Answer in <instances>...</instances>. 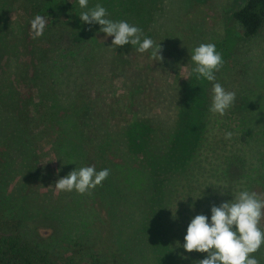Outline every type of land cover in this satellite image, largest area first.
I'll list each match as a JSON object with an SVG mask.
<instances>
[{
    "label": "trees",
    "instance_id": "1",
    "mask_svg": "<svg viewBox=\"0 0 264 264\" xmlns=\"http://www.w3.org/2000/svg\"><path fill=\"white\" fill-rule=\"evenodd\" d=\"M28 1L32 19L41 15L47 25L61 22L68 27L59 39L42 44L43 58L28 79L42 93L43 102L30 113L25 98L21 104L14 93L0 95L2 104L12 109L0 115L6 122L2 129L26 139L27 149L13 146L29 159L24 184L0 188V264H198L207 253H189L182 247L191 219L204 214L210 222L211 207L241 190L264 195V101L247 84V74L238 68L229 75L234 82L242 78L232 90L234 105L221 116L210 111L213 84L224 80L219 71L213 82L188 73L173 92L165 76L174 69L176 77L183 78L182 68L189 60L155 62L151 49L139 53L131 44L116 47L111 36V54L99 62L96 41L104 34L99 24L81 21L79 15L87 9H81L78 0ZM141 1L143 17L105 6L107 18L140 27L142 39L162 45L165 54L164 41L152 32L162 15L149 11L151 0ZM95 5L88 0V9ZM231 18L244 38L255 35L264 26V0H245ZM233 25L215 44L224 62L236 42ZM94 67L105 74L118 72L132 104L116 100L112 106L120 114L136 111L134 121L117 128L107 121L109 104L95 98L99 90L91 93ZM110 82L99 79L95 84L111 86ZM150 94L154 109L143 101ZM45 118L58 129L54 147L64 167L57 178L81 167L107 168L110 175L102 186L90 194L73 190L56 195L46 187L50 176L35 167V140L26 131L28 123H43ZM227 132L232 133L230 139L225 138ZM26 215L37 218L43 232L53 233L51 242L22 234ZM80 225L95 234L81 236L85 231L78 232ZM260 226L264 228V219ZM254 255L264 264V246Z\"/></svg>",
    "mask_w": 264,
    "mask_h": 264
},
{
    "label": "rangeland",
    "instance_id": "2",
    "mask_svg": "<svg viewBox=\"0 0 264 264\" xmlns=\"http://www.w3.org/2000/svg\"><path fill=\"white\" fill-rule=\"evenodd\" d=\"M97 4L104 8L119 10L123 14L133 16L140 15L143 17L146 14V9L142 5L141 0H94ZM245 0H151L149 11L152 14L161 16L153 25L152 32H156L157 39L164 41L167 47L165 54L160 53L167 62L173 61L174 57L186 59L190 61L189 66L182 68L183 78H177L175 70L172 69L164 81H167V86L175 92L188 73H192L195 67L191 60V55L195 47L201 43H221L226 38L227 29L234 24L233 35L236 39L233 52L229 58L223 63L219 70V74L224 80H218L227 91H232L242 77L235 82L233 76H229L238 68L243 69V74H247V84L254 90L256 96L264 101V26L258 32L248 38L241 35V27L237 21H233L231 13L244 3ZM123 3V5L121 4ZM32 10V11H31ZM33 9L28 0H0V95L14 93L19 103L24 104L23 98L26 99L30 113L33 112V107L43 102L41 94L35 86L29 83L28 79L32 74V68L38 64L43 58L42 44L47 45L48 42H53L59 39L68 26L61 22L48 24L42 36L33 38L30 22ZM165 15V19H164ZM123 17V15H122ZM64 17H60L61 19ZM103 33V32H101ZM97 41V55L101 57L98 61L101 62L105 55H110L111 50L108 47V41H111V36L103 33ZM69 39V37H68ZM68 39L66 42H68ZM93 41L96 40V37ZM114 37L112 38V40ZM96 45V44H95ZM162 48V45H161ZM164 49V48H163ZM154 60V59H153ZM156 62V60H154ZM176 60L172 63H175ZM166 63V62H164ZM155 64V63H154ZM98 67V66H97ZM91 78V93L94 96L96 90H99L97 99L103 100L109 106L105 109V116L110 124L115 128L122 124L134 121L138 115L136 111H129L120 114L114 111L112 104L117 100L130 101V94L125 92V87L122 78L118 72H98V68L94 67ZM92 72V71H91ZM152 76V74H151ZM227 77L229 80L227 81ZM99 79H110L111 86L103 85L97 87L95 82ZM232 79V80H231ZM163 86V84H162ZM166 86V87H167ZM2 94V95H3ZM30 95L32 98L30 100ZM112 98L113 101H110ZM145 105L154 109L152 95L143 98ZM132 101L129 102L131 107ZM12 109L5 107L0 101V115L3 117L5 110ZM114 111V112H113ZM113 114L116 115L115 118ZM70 118L72 120V115ZM1 119V118H0ZM46 122L35 124L28 123L27 130H30V136L35 140L36 158L35 167L41 170L44 175L50 176L49 189H53L56 195L58 190L55 183L58 179L59 170H62V162L57 160L53 135L58 131L57 127L47 118ZM3 118L0 120V188L12 190L20 184H24V179L27 174L29 159L15 149L13 145L20 144L21 149H27L26 139H17L15 134L10 131L6 132L2 127L5 125ZM60 132V131H59ZM28 136V137H30ZM25 142H24V141ZM6 148L11 151L10 155L5 151ZM17 151L19 153H17ZM9 155V156H8ZM15 157V158H14ZM31 161V160H30ZM52 168L53 170H50ZM39 179L36 178V181ZM86 226L80 225L78 232L83 233ZM21 232L24 236L34 241L44 243L51 242L53 233H45L39 228V220L35 217L30 218L24 216V223L21 225ZM94 231L88 229L81 236L92 237ZM55 237V235H54Z\"/></svg>",
    "mask_w": 264,
    "mask_h": 264
},
{
    "label": "clouds",
    "instance_id": "3",
    "mask_svg": "<svg viewBox=\"0 0 264 264\" xmlns=\"http://www.w3.org/2000/svg\"><path fill=\"white\" fill-rule=\"evenodd\" d=\"M81 9L80 19L89 25L99 24L100 31L106 36H112V45L125 46L131 44L138 46L139 53L151 51L154 60L162 61L160 44L151 38L144 37L140 27L127 21H113L108 17L107 10L100 4L88 9V0H78ZM33 38L43 35L47 26L44 16L36 15L30 22ZM191 60L195 67L192 69L198 78L203 77L209 82L216 80L215 73L223 66V57L216 50L213 43H201L195 47ZM212 103L210 111L223 116L236 101V93L227 91L220 83L212 87ZM231 132L225 134L230 139ZM110 175L105 168L97 171L94 166L81 167L69 172L56 181L58 191L71 192L75 190L80 194H90L97 186H102ZM264 219V195L253 191L241 190L232 199L211 207V220L204 214H198L188 224L185 243L182 247L189 253L196 251L207 253L206 258L198 264H260L254 255L264 246V228L261 220ZM177 247H180L177 242ZM186 258V257H182Z\"/></svg>",
    "mask_w": 264,
    "mask_h": 264
}]
</instances>
